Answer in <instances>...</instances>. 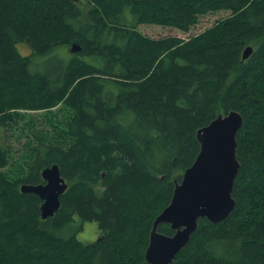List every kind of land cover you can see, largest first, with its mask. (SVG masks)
<instances>
[{
	"label": "trees",
	"instance_id": "16d2710c",
	"mask_svg": "<svg viewBox=\"0 0 264 264\" xmlns=\"http://www.w3.org/2000/svg\"><path fill=\"white\" fill-rule=\"evenodd\" d=\"M76 1L0 0V133L25 118L20 110L61 103L72 113L62 121L67 148L40 141L24 178L0 171V264H147L152 222L197 156L195 132L232 110L243 117L234 211L217 225L199 219L172 264H264V0ZM218 11L230 14L187 39L137 31L188 32ZM72 43L81 51L62 64L31 60ZM8 154L0 144V170ZM52 164L67 189L42 220L41 200L19 187L43 183ZM75 218L95 222L97 240L70 234ZM158 231L173 234L165 224Z\"/></svg>",
	"mask_w": 264,
	"mask_h": 264
},
{
	"label": "water",
	"instance_id": "95a60500",
	"mask_svg": "<svg viewBox=\"0 0 264 264\" xmlns=\"http://www.w3.org/2000/svg\"><path fill=\"white\" fill-rule=\"evenodd\" d=\"M81 51L72 43L69 52ZM251 46L245 47L242 60L252 54ZM243 118L236 111L219 114L206 126L195 132L199 146L193 163L174 180L169 204L154 218L144 252L147 264H172L178 253L188 244L198 227V220L205 219L212 225L225 221L235 208L232 190L240 164L236 157L237 134ZM41 184H22L21 194H33L41 200L39 207L42 220L53 217L60 208V198L67 183L57 164L41 171ZM162 224L168 225L172 235L158 231Z\"/></svg>",
	"mask_w": 264,
	"mask_h": 264
},
{
	"label": "rangeland",
	"instance_id": "374dc122",
	"mask_svg": "<svg viewBox=\"0 0 264 264\" xmlns=\"http://www.w3.org/2000/svg\"><path fill=\"white\" fill-rule=\"evenodd\" d=\"M87 0H77L78 7L84 6ZM229 11L211 12L197 17V22L188 32H182L177 28L165 27L156 24H142L137 27V31L149 39H163L168 37H177L180 39H187L190 36L196 35L203 30L211 27L216 21L223 19L229 15ZM85 17V15H84ZM85 18L81 19L83 25ZM77 25V22H75ZM70 46L61 45L51 51L49 55L44 57L32 56V62L35 66H41L40 58L47 57L55 58L52 61V66L64 63L72 53L69 52ZM18 52L23 55H30V50L26 44L17 45ZM55 55V56H54ZM25 118L16 119L10 128H6L0 133V144L8 149V164L0 170L5 171L6 177L10 181H15L24 178L22 169L30 163V157L33 148H35L40 141L44 143L49 142L54 146L67 148L70 139L64 137L63 122L69 120L72 113L63 108L60 103L48 111H19ZM68 232L83 244L91 243L99 237V231L95 222L87 221L81 222L77 218L69 225Z\"/></svg>",
	"mask_w": 264,
	"mask_h": 264
},
{
	"label": "bare ground",
	"instance_id": "6f19581e",
	"mask_svg": "<svg viewBox=\"0 0 264 264\" xmlns=\"http://www.w3.org/2000/svg\"><path fill=\"white\" fill-rule=\"evenodd\" d=\"M233 111H236V110H233ZM236 112H238V111H236ZM238 113H239V112H238ZM239 114H240V113H239ZM241 116H242V115H241ZM242 118H243V117H242ZM242 125H243V123H242ZM198 221H199V220H198ZM198 224H199V223H198ZM197 228H198V227H197ZM195 231H196V230H195ZM195 231H194V232H195ZM192 234H193V233H192Z\"/></svg>",
	"mask_w": 264,
	"mask_h": 264
}]
</instances>
